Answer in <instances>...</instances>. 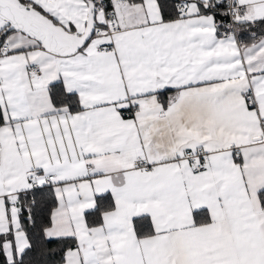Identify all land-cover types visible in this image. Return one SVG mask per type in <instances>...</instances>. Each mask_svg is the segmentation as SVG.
<instances>
[{
  "label": "snow or ice",
  "instance_id": "6c2138e0",
  "mask_svg": "<svg viewBox=\"0 0 264 264\" xmlns=\"http://www.w3.org/2000/svg\"><path fill=\"white\" fill-rule=\"evenodd\" d=\"M0 264H264V0H0Z\"/></svg>",
  "mask_w": 264,
  "mask_h": 264
}]
</instances>
